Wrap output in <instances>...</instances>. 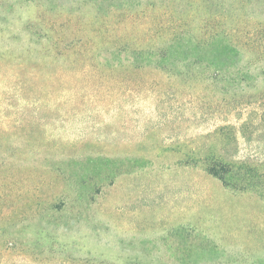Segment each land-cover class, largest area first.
Segmentation results:
<instances>
[{
    "label": "rangeland",
    "instance_id": "rangeland-1",
    "mask_svg": "<svg viewBox=\"0 0 264 264\" xmlns=\"http://www.w3.org/2000/svg\"><path fill=\"white\" fill-rule=\"evenodd\" d=\"M155 30L197 75L106 88L102 49ZM214 159L264 175V0H0V264H264V183Z\"/></svg>",
    "mask_w": 264,
    "mask_h": 264
},
{
    "label": "trees",
    "instance_id": "trees-1",
    "mask_svg": "<svg viewBox=\"0 0 264 264\" xmlns=\"http://www.w3.org/2000/svg\"><path fill=\"white\" fill-rule=\"evenodd\" d=\"M109 34L112 35L111 32ZM175 36H177V42L169 43L166 41L164 31L155 30L145 33L143 38L136 41L103 48L102 50L106 49L102 62L107 67L105 75H111V77L114 75L113 78H116L115 81L105 80L104 86L115 88L116 85H120L119 78L122 75L130 76L142 72L145 74L164 73L171 77L197 75L200 67L204 64L199 43L191 41L193 43L188 44L182 35L176 34ZM94 48L95 52L92 54H100L99 46ZM41 52H48L54 57L83 54L82 45L76 43L43 47ZM212 63L213 60H210L207 64L212 65ZM207 171L217 177L225 187L236 191L257 190L264 183V175L259 173L256 167L244 163L237 164L214 159L213 163L207 166Z\"/></svg>",
    "mask_w": 264,
    "mask_h": 264
}]
</instances>
